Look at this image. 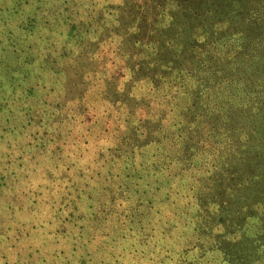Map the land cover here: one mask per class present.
Returning a JSON list of instances; mask_svg holds the SVG:
<instances>
[{"label": "rangeland", "instance_id": "374dc122", "mask_svg": "<svg viewBox=\"0 0 264 264\" xmlns=\"http://www.w3.org/2000/svg\"><path fill=\"white\" fill-rule=\"evenodd\" d=\"M239 183L264 0H0V264H227Z\"/></svg>", "mask_w": 264, "mask_h": 264}, {"label": "trees", "instance_id": "16d2710c", "mask_svg": "<svg viewBox=\"0 0 264 264\" xmlns=\"http://www.w3.org/2000/svg\"><path fill=\"white\" fill-rule=\"evenodd\" d=\"M228 194L224 191L220 194V197L224 198L229 196L233 201V219L237 222V230L231 232L222 243L220 252L227 264H264V218H261V212L257 214L254 206L260 204L257 203L259 195L251 194V191H246L242 188V183L234 184L227 190ZM258 192V191H256ZM251 198V201L248 198ZM223 202V201H222ZM252 202V203H251ZM254 208V210L251 209ZM223 213V212H222ZM218 216V214H216ZM248 218H257V225L255 228V234L252 238L249 237L245 240L243 236L239 237L238 242H232L230 237L234 234L245 232L243 227L244 221ZM245 235V234H244Z\"/></svg>", "mask_w": 264, "mask_h": 264}]
</instances>
